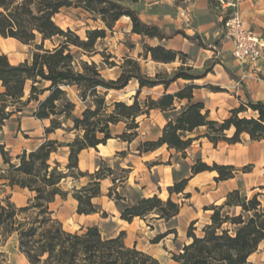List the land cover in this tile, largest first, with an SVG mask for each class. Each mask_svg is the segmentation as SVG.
I'll return each instance as SVG.
<instances>
[{
	"label": "trees",
	"instance_id": "obj_1",
	"mask_svg": "<svg viewBox=\"0 0 264 264\" xmlns=\"http://www.w3.org/2000/svg\"><path fill=\"white\" fill-rule=\"evenodd\" d=\"M235 1V0H233ZM139 0H0V35L14 39L23 45L35 46L31 58L19 64H12L6 55H0V130L12 122L29 105H34L32 115L40 121H49L47 136L58 130L77 131L79 135L70 143L62 145L57 140H46L35 149L25 150L18 156V164H13L5 146L0 144V154L8 166L0 175L11 188L20 187L34 193L26 206H18L7 198L0 201V264H11L3 248L15 237L19 252L29 264H162L152 255L129 247L125 243V232L117 237H103L96 226L81 232H70L56 217L51 204L57 197L64 200L70 194L78 202L79 215H94L101 212L94 200L102 197V182L112 179L113 186L108 197L115 201L121 220L132 223L135 219L170 222L176 219L182 205L173 201L172 196L184 195L189 180L204 172H216V182L234 179L239 170L231 165L214 163L209 165L198 157L189 167L190 175L174 178V185L168 188L169 198L165 201L158 195L140 197L129 201L117 192L118 184L128 180L130 170L121 169L123 176H115V171L104 162L94 173L80 168V155L88 149H97L113 139L112 127L126 125L118 138L132 143L139 137L141 117L160 110L167 118V124L155 141H145L138 147L139 154L155 152L166 146L187 158L194 141L207 138L215 146L220 142L241 143L247 134L253 142L264 141V102L253 101L247 94V103L231 111V116L223 121L210 118V111L202 101H195V91L200 89L194 82L205 78L203 74L191 73L193 67L186 66L188 54L168 49L162 44L145 47V59L163 64L181 62L172 76L163 78L161 73L154 77L143 73L141 64L125 58L120 66L121 74L116 80H107L95 64L79 61L75 49L91 52L98 39L106 37L105 30L87 32L83 40L70 28L63 29L55 18L64 9H83L101 20L108 29H113L123 18L132 23V34L143 38L157 39L160 42L183 35L189 40H198L199 35L187 36L182 31L167 33L159 26L143 22L139 13L125 4H137ZM220 0H209L211 12ZM224 19L220 27L227 23ZM40 42L38 43V41ZM49 41L51 48L45 46ZM179 80L187 83L174 93L168 89ZM136 81L139 89L133 104L106 101L109 91L126 89ZM164 86L166 92L157 100L148 98L143 103L139 96L144 88ZM78 92L84 109L80 116L75 115L77 104L70 98L69 89ZM29 92L28 97L26 95ZM26 98V99H25ZM251 110L252 117H241ZM72 123V127L67 126ZM200 128H206L202 136L192 137ZM234 130L233 136L228 132ZM61 147L69 148L67 162L62 165L52 160L53 154ZM89 181L71 192L62 189L68 179ZM264 192V187L261 188ZM264 193L248 199L243 190H234L226 196L225 202L211 207L210 223L202 228V235L195 234V223L189 228L191 241L182 246L180 254L173 255L176 264H251L249 257L254 254L264 240ZM240 208L241 213L231 216L229 209ZM165 236H161L159 242Z\"/></svg>",
	"mask_w": 264,
	"mask_h": 264
},
{
	"label": "rangeland",
	"instance_id": "obj_2",
	"mask_svg": "<svg viewBox=\"0 0 264 264\" xmlns=\"http://www.w3.org/2000/svg\"><path fill=\"white\" fill-rule=\"evenodd\" d=\"M170 1V4H168L166 0H159V3L156 5L158 14L163 15L166 13L169 16L167 19L169 23L167 33L182 31L187 36H194L195 34L193 35L190 31V29L194 28V22L187 10L190 2H186L187 0ZM222 1L224 4L220 2L213 7L214 13L218 15V20L215 21L216 29L219 31L218 36L199 35L200 38L198 40H189L185 38V36L179 35L178 39L190 47V50H186L185 53L188 54L189 57L186 66L193 67L191 73L203 74L206 70L211 71L205 78L194 82L201 87L196 91L197 98L201 101L204 100L206 104H219L226 107L231 101L237 100V93L243 89L239 83L240 78L235 73L241 69L249 71L252 67H259L261 72L258 73V76L264 81V74L262 73V71H264V62L252 66L235 61L231 53L232 41L227 38L226 24L220 27V23H222L224 19L229 20L233 14L238 11L235 8V1ZM125 5L137 11V9L140 10L145 7L146 3L141 0L137 4ZM55 20L63 29L70 28L75 31L83 40L87 39L88 31H106V37L98 39L94 50L91 52H84L79 49H75L74 52L79 61H85L89 64L95 63L101 70L103 77L107 80H116L120 76V66L123 64L125 58L137 60L141 64L143 73L151 77H154L157 73H161L163 78L167 77L166 73L170 77L174 70L182 65L179 61L166 66L163 64H155L156 62L154 63L151 57H148L149 61H147L148 59H145V47L147 45H156L152 42H147L143 37L140 38L133 35L132 30L129 28V25H132L131 20H127L125 17H123L113 29H108L101 20L96 19L83 9L77 8L64 9L56 16ZM39 42L40 40L38 43ZM9 43H11V45H9ZM45 46L51 48L52 44L47 41ZM34 48V44L30 46L23 45L20 42L5 39L0 35V50L8 53V57L13 64L31 58ZM223 48L225 49L224 53L222 52ZM208 51L213 52V54ZM187 83L189 82L179 80L171 85L168 89V93L178 91L187 85ZM138 89V83L132 81L124 90L109 91L106 101L109 104L113 102L133 104ZM165 92L164 86H158L152 89L144 88L139 96V100L142 103L148 98L157 100ZM28 94L29 92L27 91V97ZM69 95L77 104L75 115L80 116L84 106L78 98L77 90L75 88L69 89ZM245 103H247V100H245ZM33 109L34 105H29L21 114L19 121L17 120L18 116L15 115L13 117L14 120L0 130V144L5 146V151L8 152L9 158L12 160L13 164H18V156L22 155L25 150L30 152L42 144L46 138L57 140L62 145H66L79 135L77 131L58 130L47 136L45 129L50 126V122L40 121L34 118L32 115ZM253 115L254 113L248 110V112L241 114V117H252ZM138 121L140 122L139 137L132 143L124 142L118 138L124 133L126 128V125L121 123L112 127V135L114 138L112 141H108L105 146L103 145L105 147L104 150L98 147L97 149L92 148L84 152L80 157L83 171L94 173L97 170L95 169V164L98 159H101L100 166L104 162V166L112 167L115 171V176L119 178L123 176L121 169L130 170L129 164L140 159L139 155H143L139 154L137 151L140 144L145 141L157 140L167 124L165 114H160L155 111H152L149 116L141 117ZM67 126L72 127V123H68L65 127ZM204 129H198L192 137L201 136V133L206 132V128ZM173 153L175 154L172 156V152L164 146L162 150H159V152L152 157H155V163L164 167L169 164H175L173 172L174 185L175 177L182 178L190 175V164L194 163L196 159H198V156L194 159L190 157V159L187 160L181 154H177L175 151H173ZM68 156L69 148L61 147L57 153L52 155L51 159L53 161L57 160L64 165L67 162ZM142 159H144V157H142ZM140 167L143 168V166ZM164 167L161 168L163 169ZM263 167V161L258 164H247L240 168L238 175L247 179L245 184L251 185V179H253V177L257 175H260L261 178L264 177ZM7 169L8 166L4 164V160L0 154V175ZM144 172V174H147L146 169H144ZM150 178L151 181L149 180V185H147V187H142V185L136 187L134 179L132 178L129 182L128 177L127 181L118 184L117 192L125 196L129 201H136L138 198L142 197V187L147 188L144 193L150 195V197L158 195L162 200L166 201L169 198V192L166 186L168 182L164 181L163 186L160 185L158 189L157 181L159 180L158 178H160L158 174L150 176ZM106 180V182H102L103 197L94 200V203L99 205L101 209V212L98 214L91 216L79 215L77 213L78 202L73 199L72 194H70L66 200L60 196L56 198L55 204L51 206V209L55 211L56 217L64 224L66 230L70 232H81V230H86L88 227L96 226L100 229L105 238L117 237L121 232H125V243L127 246L134 247V245H137V249L146 251V253L157 257L162 264H176L173 261V255L180 254L182 246L191 241V239L188 238V232L193 220L197 219L198 221L195 225V234L198 236L202 235V228L209 222L211 214L205 212V208L210 207L213 196L210 194L207 186H201L199 189L192 190L191 198L189 199L185 198L183 194H174L172 200L182 204L183 210L180 216L170 222L153 220L155 216H149L147 220L137 218L132 223H128L121 220L119 209L115 201L108 197L113 182L111 178ZM88 181V178L81 179L80 181L68 179L62 183V189L71 192L76 187H82ZM139 181V184L145 183L143 179ZM5 183L4 180L0 179V201L5 202L7 198H11L10 200L12 202L22 207L26 206L28 201L34 197V193H31L28 189H21L20 187L11 188L4 185ZM243 192L246 193L248 199H252L253 196L258 193H264L259 190L252 192L251 188L245 189ZM260 200L263 201L264 198L260 197ZM227 211H229L231 216L241 213L240 208H232ZM165 235L166 237L156 242L159 237ZM3 251L7 254L11 264H27V259L18 250L15 237L7 242Z\"/></svg>",
	"mask_w": 264,
	"mask_h": 264
},
{
	"label": "crops",
	"instance_id": "obj_3",
	"mask_svg": "<svg viewBox=\"0 0 264 264\" xmlns=\"http://www.w3.org/2000/svg\"><path fill=\"white\" fill-rule=\"evenodd\" d=\"M140 1L141 0H139V2ZM143 1L146 3V6L141 8L140 10L137 9V11L139 12L140 19L143 22L155 24L167 32L169 29V25H168L169 23L167 20L169 16L166 13L163 15L158 14L157 11L158 8L156 7V5L157 3H159V0H143ZM188 1L190 3L187 7V10L189 12L191 19L194 22V28L190 29L192 34L193 35L198 34L200 36L203 35L204 36L211 35L213 37L218 36L219 31L216 29V22H215L216 20L211 12L209 6V0H187L186 2ZM166 2L170 4L171 1L166 0ZM235 8L242 15L245 25L253 29L260 36L264 37V0H235ZM125 19L129 20V18L127 17H125ZM127 25H128V21H127ZM129 28L132 30V25L131 26L129 25ZM133 35L142 38L139 35L136 34ZM178 38L179 35L175 36L173 39L165 40L162 42H160L157 39H149V38H145V39L147 40V42H152L155 45L162 44L168 49L182 51V52H185L186 50L189 51L190 47H188L186 43H184ZM11 40L18 42L14 39ZM9 45H11V43H9ZM224 51L225 49L223 48L222 52L224 53ZM208 52L213 54V52L211 51ZM0 55L8 56V53L0 50ZM24 61L25 60L20 61L17 64ZM147 61H149V58ZM155 64L161 65L163 63H155ZM163 65L166 66L169 64H163ZM259 72H261V69L259 67H252L249 71H245L241 69L237 73H235L237 76H239L240 78L239 83L241 84L243 89L240 90L239 93H237V100L231 101L229 105H226V107L219 104H215V105H212L210 103L206 104L205 101L203 100L202 102L206 104V109L210 111V118L216 121H223L228 119L231 116V111L239 108L241 102H245V100H247V94L250 96V98L253 101L264 102V81L259 78L258 76ZM262 73L264 74V71H262ZM2 90L3 89L0 84V92ZM196 91H195V101H201L197 98ZM155 112H159L160 114H162L160 110H155ZM200 129L203 130L204 128H200ZM204 134H205L204 132L201 133V136ZM233 134H234L233 129L228 132L229 137L233 136ZM242 140L243 141L241 143H237V144H228L226 142H220L215 146L207 138L200 137L198 140L194 141L191 149L188 151V156L186 159L189 160L190 157L194 159L195 157L198 156L201 157L202 160L208 164L217 163L220 165H231L238 170H240V168L244 167L247 164H254V163L258 164L261 161L264 162V141L253 142L250 140V137L247 134L242 136ZM109 141H112V139ZM162 148L158 149L155 152L145 153L142 156L139 155L140 159L133 161L132 164H129L130 166L129 174L131 176V177L129 176V182L133 178L136 187H140V185H142V187H147V185H149L148 184L149 180L151 181L150 176H154L158 174V176L160 177L158 178L159 180L157 181L158 189L160 188V185L163 186L164 181L168 182V184L166 185L167 188L173 186V172H174L175 164L174 165L169 164L166 167H164L155 163L156 159L155 157H152L157 152H159V150H162ZM88 150L83 151L81 155ZM171 152H172L171 155L173 156L175 153H173V151ZM142 157H144V159H142ZM100 163H101V159H98V161L95 164V169L98 170ZM192 165L193 163L190 164V166ZM140 166H143V168L147 170V174H144L145 173L144 169L141 168ZM161 167L164 168L162 169ZM80 168L81 169L83 168L81 159H80ZM217 176L218 174L216 172L200 173L189 180V183L185 191V194H189L190 196L189 198H191L192 190L199 189L201 186H207L210 194H212L213 196L212 197L213 201L210 203V207L205 208V212H208L210 214H212V211L209 209H211V207L213 206L222 205L225 202L226 196L229 192L238 189L244 191L245 189H249V188H251L252 192H256L257 190L261 191V188L264 187V177L261 178L260 175H257L256 177H253V179H251L252 181L251 185L245 184V181L247 182V179L240 177L239 175H237L234 179H230L228 181H223V182H216L215 178ZM142 179L145 181V183L139 184L140 182L139 180ZM106 181L107 180H104L103 183ZM142 187H141L142 197H150V195L144 193V191L147 188H142ZM102 197H99L95 200H98ZM54 204L55 202L51 204V206ZM182 210H183V205L181 208V212ZM181 212L179 216L181 215ZM210 218H209V222L206 223L205 225L210 223ZM193 223H195L196 225L198 223L197 219H194ZM248 262L251 264H264V240L260 243L258 250L249 257Z\"/></svg>",
	"mask_w": 264,
	"mask_h": 264
},
{
	"label": "built area",
	"instance_id": "obj_4",
	"mask_svg": "<svg viewBox=\"0 0 264 264\" xmlns=\"http://www.w3.org/2000/svg\"><path fill=\"white\" fill-rule=\"evenodd\" d=\"M226 27L227 38L232 41L231 53L235 61L252 66L264 62V37L247 27L239 12L233 14Z\"/></svg>",
	"mask_w": 264,
	"mask_h": 264
},
{
	"label": "bare ground",
	"instance_id": "obj_5",
	"mask_svg": "<svg viewBox=\"0 0 264 264\" xmlns=\"http://www.w3.org/2000/svg\"><path fill=\"white\" fill-rule=\"evenodd\" d=\"M99 148L104 150L105 147L103 145H100ZM26 263L28 264L27 261H26Z\"/></svg>",
	"mask_w": 264,
	"mask_h": 264
}]
</instances>
